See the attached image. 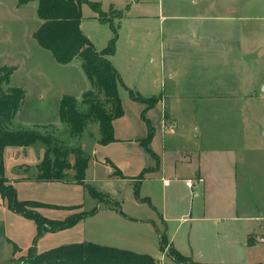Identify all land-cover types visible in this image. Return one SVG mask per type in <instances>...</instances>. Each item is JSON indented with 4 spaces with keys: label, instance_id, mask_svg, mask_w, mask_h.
<instances>
[{
    "label": "rangeland",
    "instance_id": "rangeland-1",
    "mask_svg": "<svg viewBox=\"0 0 264 264\" xmlns=\"http://www.w3.org/2000/svg\"><path fill=\"white\" fill-rule=\"evenodd\" d=\"M89 1L98 3L101 12L95 10L91 4H83L82 31L95 43L98 50H102L114 36L111 27H116L118 39L113 64L122 73L125 83L132 87L131 89L125 84L126 87L120 89L124 114L116 122L118 138L114 135L117 144L108 149H100L97 146V141L100 140L97 123L88 125L78 142L69 136L66 125L59 119L61 98L71 95L80 101L82 94L90 88V82L79 59L60 64L49 51L40 47L33 37L34 31L41 23L37 16V0L24 5H18L17 0H0V75L3 71L15 67L10 75V85L22 88L26 93L25 104L13 120L14 127L49 133L59 143H80L91 156L85 183L72 180L70 176L68 179L52 180L55 182L46 185L42 181L21 182L20 179L16 183L12 182L17 198L51 203L41 206L42 208L28 206V209L40 210L43 216L56 220L89 212L97 206L100 208L97 216L82 218L68 228L38 234L37 224L11 210L8 200L0 194V264H30L28 255L31 248L35 253H40L58 245L84 241L149 254L156 259V264H192L190 261H178L170 255V239L174 247L192 261H212L214 264H264V242L258 239L260 236L264 237V232H258L263 235L254 237L253 245L239 246L236 241L243 237L245 228H240L241 221L230 218L235 214L233 206L230 210L225 208V213L218 216L220 221L172 222L173 228H169L168 232L169 240L165 249L161 250L159 232L162 235L165 230L159 223L156 210L146 202L138 203L133 192L134 185L140 179L139 174L145 173L151 165L154 169L162 167L160 152L156 155L150 147L156 133L159 137L162 136L164 111H171L177 120L173 123L174 127L166 131L165 138L161 137V142L168 151L179 149L182 154H186L208 148L213 149L217 156H223L235 147L245 150L246 145L251 148L264 146V98H244L239 94L254 87L252 84L256 79L251 77L254 72L249 70L253 68V60L248 70L241 72L245 78L240 81V76L230 74L229 65L224 58L217 55L203 57L205 55L202 52L200 56L195 53L191 55L194 43L191 38L185 37L187 28L194 32L195 28H205L208 22L214 25V29H221L222 24L219 22L232 11L228 8L233 0ZM247 2L249 4L253 0ZM241 13L253 18V5L246 7ZM99 17L105 18L104 23ZM212 17L214 23L205 21ZM251 23L254 24L253 19L247 21V26ZM169 28L180 31V40L176 39L179 41L178 52L182 55V61L176 63L175 78L171 80L166 77V83H162L161 68L164 65L159 56V43L161 36L169 33ZM219 49H222V46ZM152 52L157 55L154 61L151 60V57L155 59L151 56ZM189 59L190 63L187 62ZM163 61L169 65L168 56ZM129 90L144 98L147 94H161L162 91H173L176 96L174 102L169 99L166 105L163 104L166 106L164 109L165 106L159 103V95L148 97L147 102L131 98ZM233 92L236 94L230 96ZM155 100L157 102L151 106L149 103ZM150 135L153 137H149ZM29 146L8 147H27L21 153V161L30 160L32 156L33 159L36 156L41 159L44 144L38 142ZM112 156L117 164L112 161ZM131 157L132 161L144 163L145 168L139 170L135 164L131 166L128 162ZM96 159H101L107 164L112 162L120 173L114 174L113 167L112 174L116 177L109 178L106 165L95 163ZM225 160L228 159L225 157ZM7 167L9 177L19 171L14 165L10 166L9 161ZM223 168L225 166L222 162H216L218 172H223ZM69 175H72V172ZM195 175L192 177L195 182L192 189L186 186L185 181L173 184L177 185L175 190L180 196L189 195L190 192L200 194L194 198V211L197 210L198 203L203 202L205 186L204 182L197 181V174ZM86 184L109 194L111 201L121 202L123 211L134 218L123 219L119 214L107 209L106 206L111 203L108 204L106 198L95 197ZM156 184L158 186V183L151 184L146 181L140 187V196L146 197L155 193ZM242 185L238 179V184L227 185L224 182L220 187L229 188L231 191L227 193L226 190L223 193L228 195L227 200L231 201L237 195L239 204L254 191L258 196L259 190L262 191L264 197V184L252 185L249 189ZM152 195V206L160 205L161 197ZM200 208L202 210V207ZM153 218L158 223L159 232L153 224L148 223L153 222L150 220ZM260 222L264 224V221ZM218 241L224 244L225 248L219 247Z\"/></svg>",
    "mask_w": 264,
    "mask_h": 264
},
{
    "label": "trees",
    "instance_id": "trees-1",
    "mask_svg": "<svg viewBox=\"0 0 264 264\" xmlns=\"http://www.w3.org/2000/svg\"><path fill=\"white\" fill-rule=\"evenodd\" d=\"M17 1L18 5H24L32 0ZM85 3L99 10L100 5L89 0H37V16L41 23L34 31L33 37L39 46L49 51L60 64L80 60L83 72L90 82V88L82 94L80 101L71 95L61 98L59 119L66 125L69 136L78 142L88 125L97 123L100 133L99 142L106 145L115 140L114 120L124 114L120 89L126 86L110 59V56L116 52L118 31L116 27H111L114 30V36L104 49L98 50L94 42L82 31V5ZM99 20L104 23L105 18L99 17ZM14 69L15 67H11L0 75V194L8 200L11 210L36 222L38 234L48 230L68 228L83 217L93 215L97 208L80 215H71L64 220L50 219L39 211L29 210L28 206L36 208L46 204L37 200L17 198L15 187L5 175L4 152L7 146H29L41 142L45 146V153L37 165L38 179L63 180L72 172L74 179L80 183H85L86 169L91 156L80 143L75 145L59 143L49 133H42L37 129L14 127L13 120L26 100L25 90L10 85V75ZM129 94L133 99L149 101L148 98L141 97L133 90H129ZM156 102L155 100L149 104L152 106ZM109 164L114 167V174L120 173L112 162ZM86 186L95 197L106 198L119 210V203H113L107 194L89 184ZM134 192L139 201L152 205L149 197L140 196L138 185ZM121 213L126 216L122 211ZM159 237L160 249L164 250L169 239L166 233L159 234ZM247 241L249 245L255 243L252 235L248 236ZM170 255L178 261L208 264L192 261L173 244H170ZM28 259L30 264H156V259L149 254L92 241L62 244L40 253H35L31 248Z\"/></svg>",
    "mask_w": 264,
    "mask_h": 264
},
{
    "label": "crops",
    "instance_id": "crops-1",
    "mask_svg": "<svg viewBox=\"0 0 264 264\" xmlns=\"http://www.w3.org/2000/svg\"><path fill=\"white\" fill-rule=\"evenodd\" d=\"M231 3L232 4L228 9L232 11H230L226 16H223L221 21L219 20L220 21L219 23L222 24L221 29H214L213 28L214 25L209 22L206 24L205 28L204 27L201 29L195 28L194 32H191V29L187 28L186 31L187 33H185V37L189 39L191 38L194 43V45H192L194 48L193 52L191 51L190 54L193 55L192 53H195V55L200 56L199 54L200 52H202V54L205 55L203 57H209V56L213 57L214 55H217L221 58H224V61H226V63L229 65V71L231 72L230 74H235L240 76V78L238 79L240 81L245 78V76L243 77L241 75V72L243 70L247 71L248 67L251 64V61L253 60V68L249 70H251V72H254L252 73L254 74V76L251 75L252 79L253 78L256 79V82H253V84L251 81V84L254 85V87L252 89H249V91L246 90L244 92H239V94L242 95V97L244 98L256 97L262 99L264 98V0H253V2H250L249 4L247 0H233V2ZM252 5L254 7L253 18L249 16L246 17L244 13H241L244 11L246 7ZM251 19H253L254 24L251 23L249 24L248 27L247 21H251ZM205 21L213 22L214 19L213 17L211 19L207 18L205 19ZM168 31H169L168 34L166 33V35L161 36L159 43V48L161 50L159 56L161 57L162 64L164 65L161 68V71L164 74V75L162 74V79H163L162 83L166 81L165 80L166 77H169L171 80L175 78L177 73L176 63L182 61V55H180L178 52L179 41L177 42L176 39L178 38V40H180V31L179 29H172V28L171 29L169 28ZM221 46L222 49H219ZM153 52L151 53V56H154L155 59L151 57L152 61L157 59V55H155ZM115 54L110 56L112 62ZM167 56H168L169 65H166V62L163 61V59H165ZM190 59L187 61L188 63H190ZM120 74L124 81V77L122 76V73ZM128 86L131 87V85ZM235 94L236 92H233L230 93L229 95L232 96ZM147 95L148 96H146V98L151 97L152 95H159L160 96L159 103L161 105L163 104L166 105L169 99L172 102H174L173 99L176 96L173 91H168V92L162 91L161 94L154 93L151 95L150 94ZM233 97H237V96H233ZM165 108L166 106L164 107V109ZM120 118L122 117H119L117 119ZM117 119L114 120L113 125H114V134L118 138V130L116 127ZM176 121H177L176 117L174 114L171 113V111L169 113L164 111V114L162 116V126H161L162 127L161 137L163 139L165 138L166 131L170 128H173L174 127L173 123H175ZM156 134L153 138L154 142L151 145L152 147H150V150L156 155H159L160 152V157H162V161H161L162 167L161 169L159 168L154 169L151 165L149 166V169L145 171V173L143 172L139 174L138 177L140 178L139 179L140 181L138 180V183L134 185L133 192L135 191V187L138 185L139 193H140V187L146 181H149L151 184L153 182L158 183V186L156 184L154 187L156 190L155 193H150L148 196L150 198V201L153 198L152 194H156L158 197L159 196L161 197L160 205H155L156 207L155 206L153 207L151 205V207L153 208V210H156V216L159 218V223L163 226L165 230L164 232L167 234V237H168L169 228H173L172 222L201 221V220L220 221L221 219L218 216L220 214L225 213V208H228L230 210V207L232 209V206L235 214H233V216L230 218L235 221H241L242 225L240 226V228L241 227L245 228L243 231V237L240 238L239 241H236V243H238L239 246H244V247L250 246L247 241L249 235H252V240L256 236L258 237L259 235H263L258 233L259 231L264 232V224L260 222V221H264L263 192L258 189L260 197L254 191L252 192V195L250 196L247 195L245 197L244 202L239 204L237 195H235L234 199H232L231 201L230 199L227 200L228 195L226 194L223 195V193H225L226 190H228L227 193L228 192L231 193V191L229 190V188L227 189L225 187L224 189L220 187V185L222 183L224 184V182L227 185L238 184V179L243 184L242 186H245L248 189L252 185L255 186L256 184H264V146L251 148L248 145H246L245 150H243L242 147L241 148L235 147L233 149L228 150L227 153L230 154L229 156L228 154L223 156H217V154L214 153L215 151L213 149H208V148H206L205 150H201L200 152L193 153L192 151V152H187L186 154H182L179 149L175 151L166 150V147L161 142V137H159ZM149 137L152 138L153 136H149ZM115 144H117L116 140L106 145L100 144L97 141V146L100 149H108L109 147ZM8 148L11 147L7 146V148L5 149L4 167L7 178L10 183H12L13 181L14 183H16V181L20 179L22 180L21 182H31L34 180L42 181L44 185L56 181V180L55 181L39 180L37 177L38 176L37 165L44 157L45 148H43L44 150L41 151L42 152L40 155L41 159H39V157L37 156L35 157V159H33L32 156L30 160L25 159L29 162L20 160L23 149L27 147H15L11 149ZM8 154H9L8 161L10 166L14 165V168L16 167L19 170L16 171L12 177L11 176L9 177L7 174ZM225 157L228 160H225ZM112 161L115 164H117L114 156H112ZM218 161L222 162L225 166V168H223V172L221 173L216 170V162ZM94 162L97 164L104 163V165H106L107 168L106 173L108 174V177L109 178L116 177L114 174H112L113 167L111 165L105 163V161H101V159L100 160L96 159L94 160ZM128 162L130 163L131 166H134L135 164V166H137V169L139 170L145 168L143 167L144 163L141 164L140 162H137L135 160L132 161V157L128 160ZM88 170H89V165L86 169V175ZM191 173L193 175H189ZM195 174H197L196 177L197 181L204 182L205 186L203 187V195H202L203 202L202 201L199 202L197 205V210L194 211V198L199 197L200 194L198 193L197 195H195L190 192L189 195L185 194L180 196L177 194L175 190L177 185H173V184L180 182L183 183L185 181L186 186L192 189L193 187H189L187 185V181L192 180V177L196 176ZM68 176L72 177L71 179L74 180L73 175H68ZM68 176L65 179H68ZM220 191L222 192V194ZM107 195L109 196V194ZM134 196H135V192H134ZM135 199L136 201H138V203L141 202L136 198V196ZM30 200H34V199H30ZM43 202L44 201H42V203ZM116 202L119 203L118 205L119 210L116 209L112 203L111 205H107L106 208L119 214L123 219L129 220L130 218H134L133 215L131 216L130 214H127L126 212L123 211L121 202L119 201ZM44 204L51 205V203L49 202H44ZM200 207H202V210ZM96 208L97 211L93 215H88L86 217L97 216V214L100 213L99 211L100 208H98V206ZM121 211L124 214H126V216L122 215ZM226 213L228 214V212ZM136 220L138 221V219ZM150 220L153 222L148 221V223H150L151 225L153 224L156 230L159 232L158 223L154 221V218ZM173 237L174 236H172V238ZM227 240L230 241L229 238ZM169 241L171 244H173V241L171 239ZM218 245L219 247L225 248L224 244H220L219 241H218ZM211 262L212 261H207L204 263L214 264Z\"/></svg>",
    "mask_w": 264,
    "mask_h": 264
},
{
    "label": "built area",
    "instance_id": "built-area-1",
    "mask_svg": "<svg viewBox=\"0 0 264 264\" xmlns=\"http://www.w3.org/2000/svg\"><path fill=\"white\" fill-rule=\"evenodd\" d=\"M187 185H188L189 187H193L194 182H193L192 180H188V181H187ZM258 239H259L260 242H264V237H263V236H260Z\"/></svg>",
    "mask_w": 264,
    "mask_h": 264
}]
</instances>
